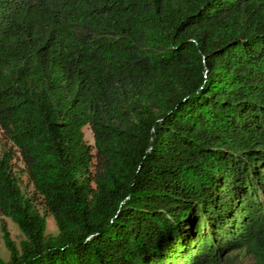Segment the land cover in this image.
I'll list each match as a JSON object with an SVG mask.
<instances>
[{
    "label": "trees",
    "instance_id": "trees-1",
    "mask_svg": "<svg viewBox=\"0 0 264 264\" xmlns=\"http://www.w3.org/2000/svg\"><path fill=\"white\" fill-rule=\"evenodd\" d=\"M0 136V264H264V0H0Z\"/></svg>",
    "mask_w": 264,
    "mask_h": 264
},
{
    "label": "rangeland",
    "instance_id": "rangeland-1",
    "mask_svg": "<svg viewBox=\"0 0 264 264\" xmlns=\"http://www.w3.org/2000/svg\"><path fill=\"white\" fill-rule=\"evenodd\" d=\"M84 137L88 143L91 145L94 144V137L92 130L85 126L83 128ZM1 137V136H0ZM4 143L3 140H0V144ZM16 163V173L19 178V182L23 191V194L31 199L36 207L40 210V212L45 216L46 220V233L56 234L57 227L55 223L54 216L50 213V211L46 208L43 203L42 198L36 193L33 184L27 177V174L23 171V165L20 161H15ZM7 232L9 237L16 243L19 244L21 240L24 239V235L18 229L17 225L12 222L8 217L0 215V259L7 260L9 257V252L4 244V233ZM237 264H253L249 258H239L237 260Z\"/></svg>",
    "mask_w": 264,
    "mask_h": 264
}]
</instances>
